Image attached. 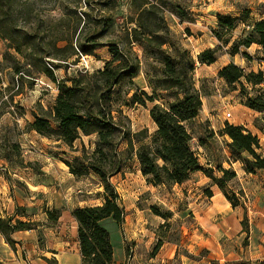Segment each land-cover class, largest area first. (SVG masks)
<instances>
[{"label":"trees","instance_id":"obj_1","mask_svg":"<svg viewBox=\"0 0 264 264\" xmlns=\"http://www.w3.org/2000/svg\"><path fill=\"white\" fill-rule=\"evenodd\" d=\"M17 2L20 5L29 3L28 0H0V37L21 53L29 65L54 82L57 88L52 106L48 109L39 106L37 111H32L33 118L27 123V129L71 148L83 136L95 137L92 151H87L81 143V153L73 157V162L67 163L71 174L78 177L92 172L103 187L102 204L77 207L71 211L77 223L81 264H109L113 259L109 232L101 222L106 218L113 219L117 224L124 221L125 212L120 195L110 181L122 168L120 142L125 143L126 158L134 155L141 175L151 185H180L192 172L201 170L232 207L240 205L244 208L239 196L233 191L229 193L227 189V183L236 177L231 163L239 161L246 173L263 170L264 147L260 145L258 137L242 125L226 121L214 131L208 124L202 123L198 145L214 147L215 138L224 136L228 138V155L223 158L217 155L213 159L207 158L206 166L200 164L191 147L193 134L189 126L199 116L203 98L202 91L195 86L194 70L197 63H214L224 52V47H227L225 52L228 54H240L250 60L246 49L253 43L264 46V19H252L248 8L242 9L238 15L217 14L216 27L211 29V33L219 43L199 51L193 57L188 49L173 39L165 18L168 12L181 23L193 22L188 5L179 0H128L133 13L126 17L128 20L124 24L122 38L106 44L111 55L104 60L103 66L93 71H77L67 79L56 80L46 61L62 60L66 64L71 58L77 61L81 53L94 55L95 46L98 45L97 37L92 36L85 41L78 38L73 43L81 20L74 10L78 22L70 30V35L53 39L49 42L50 49L38 53L34 38L15 25ZM66 13L68 15L69 12ZM240 25H243L241 34L230 42L231 32ZM18 34L23 36L22 41ZM59 41L64 44L58 45ZM134 46L141 51L142 58ZM40 50H43L41 46ZM144 62L150 65L144 77L151 95L134 82ZM51 65L54 68L55 64ZM218 76L228 86L239 85L245 106L264 113V89L259 87L254 94H250L245 86L246 83L255 88L261 84L264 81L263 71H245L229 62L218 71ZM157 91H168L172 93L173 99L165 104L153 103L151 106L149 115L155 125L154 133L149 136L146 128L131 131L122 107L144 105L146 100L155 101ZM20 149V143L10 142L6 134L0 135V159L10 167L12 164H27ZM224 162L229 166H224ZM238 193L242 196L241 191ZM207 195H211L208 190ZM150 210L164 220L159 226L161 230L171 227L169 220L174 214L171 210H162L155 205H150ZM45 213L49 223L57 222L62 216L61 210L57 208L45 210ZM15 214L29 215L24 206H17ZM242 225L243 230L247 231L245 216ZM35 226V222L22 221L18 217H0V234L12 248L16 244L11 237L13 232L29 230ZM162 233L160 236L168 239L166 233ZM161 244L162 239H159L154 250L159 249ZM125 252L128 254V247ZM260 264H264V260Z\"/></svg>","mask_w":264,"mask_h":264},{"label":"rangeland","instance_id":"obj_2","mask_svg":"<svg viewBox=\"0 0 264 264\" xmlns=\"http://www.w3.org/2000/svg\"><path fill=\"white\" fill-rule=\"evenodd\" d=\"M28 1L27 5H20L17 2L14 22L17 27L34 38L38 53L50 49L49 42L53 39L70 35V30L78 22L73 13L75 10L81 20L73 43L78 38L80 41H85L89 37H97L98 45L95 46L94 55L83 54L86 55L87 70L89 71L99 69L98 67L103 66L104 60L110 58L111 54H109L106 44L122 38L123 27L126 19L128 20L126 17L133 13V8L129 7L128 0ZM179 1L188 5L191 11V0ZM66 12H69L68 15ZM84 12L86 14L83 15ZM169 14L166 12L165 18L173 39L178 45L188 49L195 57V52L206 41L195 42L191 35L198 34L200 36L206 33L208 25H205L207 27H204V30H200L191 25L192 22L173 21ZM18 36L22 41L23 36L20 34ZM63 44L64 42H58V45ZM9 45L7 40L0 37V135L6 134L10 142L20 143L22 158L27 164L24 166L12 164L10 167L0 159V176L9 184L10 189L7 195H15L21 202L19 194L26 197L31 193L27 182L38 185L51 182V186L59 188L57 183L60 181L68 183V179L70 182L77 179V176L70 173L67 163L73 162V157L81 153V143L84 144L87 151H92L95 137L93 135L83 136L81 140H76L71 148L62 142L27 129V123L33 118L32 111H37L39 106L44 109L50 108L57 94V88L54 82L29 65L28 60ZM40 46L43 50H40ZM134 50L142 58L141 51L135 46ZM79 60L80 54L77 61L71 58L66 64H63L62 60H54L55 66L52 70L56 80L67 79L76 74L81 66L79 63L83 62L80 60L78 63ZM219 65L220 63H216L194 70L195 86L202 91L206 105L205 110L209 114L206 120L199 116L189 124L193 134L191 147L203 166H206L207 158L213 159L216 155L219 158L227 156V148L224 136L215 138V149L213 146L208 148L199 146L198 135L202 130L200 124H208L210 128L217 131L222 127L221 124L226 122L225 119L230 118L226 116L230 106L244 101L238 84L228 86L219 79ZM149 68V63L141 64V71L134 78V82L140 89L151 95V89L144 77L145 71ZM245 86L250 94L256 92L257 88H252L246 83ZM216 87H219L220 94L216 92ZM226 93L230 94L229 100H225L226 103L218 100V108L215 105L208 107L209 99L211 101L215 98L220 99ZM156 95L155 101L146 100L144 105L135 104L122 107L123 113L128 119L127 126L131 131L146 128L149 136L154 133L155 125L149 115L151 106L153 103L165 104L166 101L173 99L172 93L168 91H157ZM260 123V121H253V124L258 127H261ZM120 143L122 168L120 172L114 174L115 177L110 181L119 194L122 193L121 203L125 212L124 216H126V224L120 231L121 233L118 232V229H110V231L113 230L112 234H122L125 246L128 247L127 257H129L125 264H221L222 262L223 264H233L231 260L225 261V258H228L229 252L233 250L236 252L235 248L239 246V242H243L245 232L241 229L236 234V230L233 228L235 223L225 216V202L229 201L220 193L217 186L201 170L192 172L189 178L180 185L175 184L169 187L162 184L151 185L141 175L134 155L126 158L125 143ZM223 165L225 166V163ZM45 166L48 167V170ZM78 178L80 182L76 193L81 196V199H86L84 197L87 195L86 189L95 187L99 178L92 172L78 176ZM242 185L246 186L244 180L234 178L227 183V189L229 193L233 191L240 200H243L238 193ZM207 190L211 192L210 196L207 195ZM33 194L39 203L27 209L30 213L37 214L36 218L39 220H34L35 224L41 223V221L49 223L44 212L46 206H43V202L41 203V200H44L45 192L37 189ZM123 199H125L124 204ZM76 204L63 206L61 212L63 208H69ZM150 205H155L162 210H171L174 213L169 220L172 223L170 228L162 230L159 228L164 220L153 214ZM41 206L42 210L39 209ZM237 207L242 215L241 206ZM242 219L243 217L241 221ZM70 222L69 219L65 220L67 225L71 224ZM225 230L228 237L224 234ZM162 232L166 233L168 239L160 236L163 234ZM234 235L236 236L234 237ZM159 239H162V244L159 249L154 250ZM214 244L218 245V251H214L210 246Z\"/></svg>","mask_w":264,"mask_h":264},{"label":"crops","instance_id":"obj_3","mask_svg":"<svg viewBox=\"0 0 264 264\" xmlns=\"http://www.w3.org/2000/svg\"><path fill=\"white\" fill-rule=\"evenodd\" d=\"M191 3V14L192 17L195 18V21H193L191 25L200 30H204L203 28L207 27L205 25H208L206 33H203L200 36L198 34L195 36L191 35L195 42H200L201 40L206 41L205 43L203 42L200 49L195 52V55L199 51L208 47H213L219 43L211 33V29L216 27L217 14L238 15L242 9L248 8L250 10V16L254 18V20L264 19V0H191ZM169 16L173 21L181 23L174 15L169 14ZM242 28L243 25H240L231 32L230 42L241 34ZM226 48L227 47H224V52L214 63L210 64L214 65L220 63L218 71L224 65L233 62L245 71L261 70L264 73V46L255 43L251 44L246 49V52L251 57L250 60L245 59L240 54L230 55L225 52ZM210 65L197 64L195 70ZM219 79L224 82L222 78L219 77ZM254 87H261L264 89V81ZM229 98L230 94L226 93L223 94L220 99L215 98L212 101L209 99L208 107L215 105V107L218 108V100L224 103L225 100H229ZM202 102L203 108L200 110L199 116L206 120L209 114L208 111L205 110L206 105L203 98ZM228 112L230 113V118L227 120L225 119V121L234 125L244 126L248 131L258 137L260 145L264 147L263 112L248 108L243 104V101L238 102L235 106H230ZM255 120L261 122V127L253 124V121ZM211 126L215 129L213 124H211ZM225 138L227 141L228 138ZM226 154L228 155L227 149ZM224 163L226 167L229 166L226 162ZM231 166L236 172L235 179H242L246 184V186L242 185L239 188L242 193L244 208L241 207L242 215H240L239 208L237 206L232 207L230 202L226 201L227 203L225 202L224 207L226 212L225 216L228 217L232 223H235L233 228H235L236 234L243 229L241 218L245 216L247 219L248 230H243L245 232L243 242H239V246L235 248L236 252L233 250L228 253V258H225V261L231 260V263L233 264H260V262L264 260V169L259 170L256 173H246L239 161L232 162ZM45 168L48 170L47 166H45ZM113 177L115 176L113 175L110 178L111 181ZM57 178L59 179V177ZM67 182L68 183L60 181L57 183L60 186L59 188L51 186V182L43 185L27 182L26 184H28L27 186L31 193L26 197L19 194L22 199L21 202H19L15 195H7V192L10 189L8 186L9 184H7V182L0 176V217L12 216L14 218L18 217L22 221H38L39 219L36 218V213L32 214L28 211L29 215L25 216H17L15 214L17 206L29 208L39 203L36 196L33 194L37 189L45 192L44 200H41L43 206H46L44 212L45 210H51L54 208L61 210L63 206L77 203L75 206L63 208L61 212L62 216H60L55 223H42L41 221V223L36 224L35 228L29 230H16L13 232L11 237L16 243L14 244V248L9 246V243L5 242V239L0 234V264H81L79 244L77 240V223L72 217L71 211L77 207L102 204L103 187L98 182L95 187L86 189L87 195L84 196L86 199H81V196H78L76 193L80 179L77 177L73 182H70L68 179ZM119 195L120 198H122V193ZM124 200L125 199H123V204ZM39 209L42 210V206ZM68 219L71 221V224L69 225L65 223V220ZM112 220L113 219L111 218H106L101 222L109 232L110 241L113 247V259L109 264H125V261L128 260L129 256L127 257L125 252L127 247L125 246L120 231L126 224V216H124L122 224H117ZM110 229H118V232L120 233L112 234L111 231L113 230L110 231ZM226 233L227 231L225 230L224 234L226 235ZM226 236L228 237V235ZM235 236L236 235H234V237ZM210 246L214 251H218V245L214 244L213 246ZM221 264H223V262Z\"/></svg>","mask_w":264,"mask_h":264},{"label":"built area","instance_id":"obj_4","mask_svg":"<svg viewBox=\"0 0 264 264\" xmlns=\"http://www.w3.org/2000/svg\"><path fill=\"white\" fill-rule=\"evenodd\" d=\"M86 58V55H83L82 53L80 54V60H82L83 62H80V60L78 61V63L81 65L80 67H79V69L77 70V71H85V70H87V68H88V62H87V60L85 59ZM49 60V59H48ZM53 63V60L51 61H46V64L48 65V67H51L52 69H53V67H52V64ZM76 71V72H77ZM216 92L218 93V94H220V89H219V87H216ZM226 116L227 117H230V113L229 112H227L226 113Z\"/></svg>","mask_w":264,"mask_h":264}]
</instances>
